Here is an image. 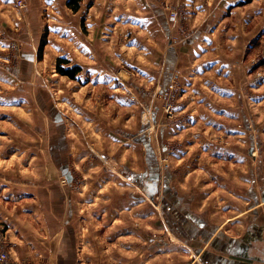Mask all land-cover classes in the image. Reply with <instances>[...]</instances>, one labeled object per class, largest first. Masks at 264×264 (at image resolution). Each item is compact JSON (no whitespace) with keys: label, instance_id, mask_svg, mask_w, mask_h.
<instances>
[{"label":"crops","instance_id":"0c3cea01","mask_svg":"<svg viewBox=\"0 0 264 264\" xmlns=\"http://www.w3.org/2000/svg\"><path fill=\"white\" fill-rule=\"evenodd\" d=\"M43 1L47 26L64 33L58 52L81 68L80 75L85 73V90L115 88L116 76L126 71L151 91L181 78L177 113L164 137L197 159L192 161L193 202L229 195L217 199L218 205L229 206L209 209L207 219L204 210L190 208L189 200H162L163 206L169 203L165 223L177 240L182 246L198 245L184 264H264V159L254 158L256 152L264 154L261 0H83L75 14L64 2L62 18L54 11L56 0ZM168 10L177 13L175 20ZM122 83L137 89L133 82ZM122 135L135 143L141 139ZM144 148L150 152L149 140ZM149 164L159 170L158 187L167 185L159 164ZM63 165L65 188L53 180L26 185L31 191L0 183V225L14 262L176 264L161 247L136 244L135 229L115 224L118 216L107 225L102 218L89 224L82 194L73 193L76 178ZM148 170L133 176L149 182ZM200 183L206 188H196ZM117 204L111 205V216Z\"/></svg>","mask_w":264,"mask_h":264},{"label":"rangeland","instance_id":"374dc122","mask_svg":"<svg viewBox=\"0 0 264 264\" xmlns=\"http://www.w3.org/2000/svg\"><path fill=\"white\" fill-rule=\"evenodd\" d=\"M43 2L0 0V183L31 191L26 185L53 180L65 188L67 183L54 164L56 157L57 163L69 165L76 178L73 193L77 197L82 194L79 198L85 201L89 224H98L96 218H102L101 223L107 225L118 216L115 224L135 229L136 244L150 242L152 249L159 246L173 262L184 264L194 257L198 245L182 246L177 240L165 223L169 203L163 206L162 200L167 196L179 204L189 200L190 208L204 210L207 219L209 209L229 206L217 202L229 195L223 192L216 199L193 202L192 161L197 159L185 154L181 143L164 137V129L173 125L177 113V80L181 78H174V89L165 96L167 87L151 91L135 73L127 71L116 76L119 88L113 85L115 88L98 90L82 88L85 73L77 75L73 80L76 84L59 76L55 63L58 58L65 59L58 52L64 33L47 26L50 17L43 11ZM64 2L56 0L53 5L61 18ZM261 2L264 16V0ZM67 27L70 29V24ZM44 32L49 47H44L39 59ZM73 66L69 61L64 68ZM258 66L264 68V60ZM124 80L133 82L137 89L123 86ZM262 126L264 129V122ZM123 133L139 139L146 136L153 153L150 150L147 156L142 143L124 138ZM254 158L264 159V154L256 152ZM147 163L159 164L161 177L168 180L167 185H159L153 200L135 184L133 176L146 174ZM200 185L196 188L205 187ZM115 202L117 209L111 216ZM217 218L224 220L223 216ZM127 235L133 238V234Z\"/></svg>","mask_w":264,"mask_h":264},{"label":"trees","instance_id":"16d2710c","mask_svg":"<svg viewBox=\"0 0 264 264\" xmlns=\"http://www.w3.org/2000/svg\"><path fill=\"white\" fill-rule=\"evenodd\" d=\"M83 0H66L65 6L72 12L77 13L80 9L81 2ZM251 0H245V4L250 3ZM83 25V22H82ZM47 32H44L38 48V58L40 59L43 53V49L46 46ZM69 65V61L63 58H58L55 63L56 73L61 76L68 78L73 81L76 79L77 75L80 73V68L77 66H73L72 68H64V66ZM258 67V66H257ZM256 68V67H255Z\"/></svg>","mask_w":264,"mask_h":264},{"label":"built area","instance_id":"2783aa9c","mask_svg":"<svg viewBox=\"0 0 264 264\" xmlns=\"http://www.w3.org/2000/svg\"><path fill=\"white\" fill-rule=\"evenodd\" d=\"M18 6L21 8L23 7L22 3L18 2ZM168 16L171 20H175L177 18V13L173 10H168ZM174 79L168 84L167 88L165 89V92L163 95L168 96L169 91H172L174 89ZM168 110L170 107L167 108ZM7 236H6V230L3 225H0V264H15L11 258L10 252H9V245L7 243ZM19 264V263H16Z\"/></svg>","mask_w":264,"mask_h":264},{"label":"water","instance_id":"95a60500","mask_svg":"<svg viewBox=\"0 0 264 264\" xmlns=\"http://www.w3.org/2000/svg\"><path fill=\"white\" fill-rule=\"evenodd\" d=\"M149 177L151 182V190H145L144 186L141 187V190L144 191V193L147 195V197L151 200L155 199L157 193H158V182H159V170L156 167H152L149 172ZM67 178V176H66Z\"/></svg>","mask_w":264,"mask_h":264},{"label":"flooded vegetation","instance_id":"af4514ba","mask_svg":"<svg viewBox=\"0 0 264 264\" xmlns=\"http://www.w3.org/2000/svg\"><path fill=\"white\" fill-rule=\"evenodd\" d=\"M144 131H146V130H144ZM140 142L143 143L144 146L147 145V138H146V136H142L141 139H140ZM146 154H147V156H148V155H149V151L146 150ZM55 160H56V157H55ZM147 165L149 166L148 169L151 170V166H150V165H152V164L147 163ZM56 166H57V168H59V170H60V172H61L62 174L65 172V168H64V165H63V164L61 165V164H59V163L56 162ZM148 169H147V170H148ZM149 170H148V172H149ZM136 179H137L136 182L140 185L139 187H141L140 182L142 181V182H143L142 185H143L148 191L151 190V182H150V183H149V182H144V180H143L142 177H136Z\"/></svg>","mask_w":264,"mask_h":264}]
</instances>
